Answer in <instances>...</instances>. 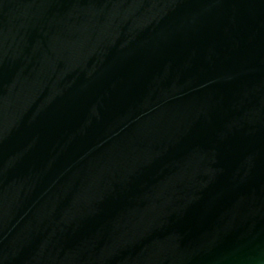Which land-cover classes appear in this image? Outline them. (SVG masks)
I'll list each match as a JSON object with an SVG mask.
<instances>
[{
	"label": "water",
	"instance_id": "water-1",
	"mask_svg": "<svg viewBox=\"0 0 264 264\" xmlns=\"http://www.w3.org/2000/svg\"><path fill=\"white\" fill-rule=\"evenodd\" d=\"M0 264H264V0H0Z\"/></svg>",
	"mask_w": 264,
	"mask_h": 264
}]
</instances>
